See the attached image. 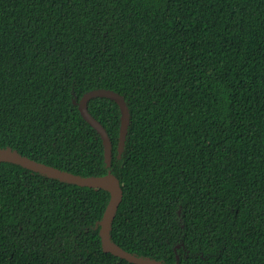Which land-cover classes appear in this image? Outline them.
I'll return each mask as SVG.
<instances>
[{"label":"trees","instance_id":"16d2710c","mask_svg":"<svg viewBox=\"0 0 264 264\" xmlns=\"http://www.w3.org/2000/svg\"><path fill=\"white\" fill-rule=\"evenodd\" d=\"M87 102L111 142L80 114ZM110 171L124 250L167 264H264V0H0V149ZM0 161V264H122L109 201Z\"/></svg>","mask_w":264,"mask_h":264},{"label":"water","instance_id":"95a60500","mask_svg":"<svg viewBox=\"0 0 264 264\" xmlns=\"http://www.w3.org/2000/svg\"><path fill=\"white\" fill-rule=\"evenodd\" d=\"M94 97L110 98L114 100L119 106L121 117L118 152H120L123 147L127 124L129 121V112L125 100L120 94L104 88L92 89L87 91L81 96L78 102V109L80 114L92 127L95 128V130L100 134L102 138V142L104 145L105 162L108 165L111 159L110 139L103 126L87 110V102ZM0 161L12 162L33 171L40 172L42 174H46L59 180H63L65 182L73 183L79 186L100 188L107 191L110 195L109 201L104 210L102 219L99 221V239L103 249L130 264H167L156 259L142 257L130 253L111 240V223L116 211L119 208V203L122 198V190L119 185V181L117 180L118 178H116L110 171H108L106 175L102 176H81L69 173L59 168L44 164L42 162H38L27 156L12 151L9 148L0 149ZM173 264H177V262Z\"/></svg>","mask_w":264,"mask_h":264},{"label":"rangeland","instance_id":"374dc122","mask_svg":"<svg viewBox=\"0 0 264 264\" xmlns=\"http://www.w3.org/2000/svg\"><path fill=\"white\" fill-rule=\"evenodd\" d=\"M122 264H130V263L123 261Z\"/></svg>","mask_w":264,"mask_h":264}]
</instances>
